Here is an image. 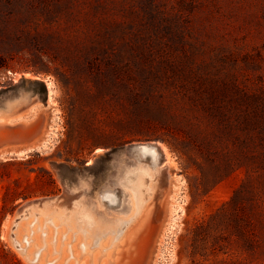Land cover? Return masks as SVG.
Here are the masks:
<instances>
[{"label":"rangeland","instance_id":"rangeland-1","mask_svg":"<svg viewBox=\"0 0 264 264\" xmlns=\"http://www.w3.org/2000/svg\"><path fill=\"white\" fill-rule=\"evenodd\" d=\"M210 84L264 97V0H0V112L23 110L0 122V264H264V229L251 249L226 229L194 242L245 167L203 191L161 138L181 145L165 123ZM150 140L169 150L158 163L122 150ZM145 168L146 203L127 179ZM261 172L250 188L264 204ZM121 181L125 201H103ZM57 198L59 216L32 212L13 230L27 206Z\"/></svg>","mask_w":264,"mask_h":264},{"label":"trees","instance_id":"trees-1","mask_svg":"<svg viewBox=\"0 0 264 264\" xmlns=\"http://www.w3.org/2000/svg\"><path fill=\"white\" fill-rule=\"evenodd\" d=\"M193 97L197 99L185 108L189 113L165 123L168 130L174 125L176 132L169 135L181 137V145L161 138L200 170L203 191L243 167L248 176L208 222L196 224L194 242L217 237L226 229L251 249L255 231L264 229V204L250 188L252 171L264 175V97L222 84L196 87Z\"/></svg>","mask_w":264,"mask_h":264},{"label":"bare ground","instance_id":"bare-ground-1","mask_svg":"<svg viewBox=\"0 0 264 264\" xmlns=\"http://www.w3.org/2000/svg\"><path fill=\"white\" fill-rule=\"evenodd\" d=\"M11 108V107H10ZM0 122H5V123H13L15 121H18L19 119H21L23 116L21 115H17L14 117H11V115H8L6 113L0 112ZM153 142H146L144 143V145L141 147V149L139 150V152H137L136 154H134V156L136 157V160L138 161L137 164H140L143 160L149 161V164L152 165L153 163H158V154L163 151H166L167 155L169 154V150L167 149L166 145L162 144L161 142H156L160 148H156V146L154 144H151ZM142 167V166H141ZM148 167V166H147ZM156 172L151 171L147 168H145V170L141 171V172H136V170L130 172L127 175V179H131L133 181L134 185V189L137 193V195L139 197H141L144 200V203H146V200L149 198L150 194H151V188L148 187L153 175ZM118 185V190L113 193V192H107L106 194H104L101 198L103 201H106L108 204H111L112 206H119L121 203H123V201H125L126 198V192H125V187L123 185V181L121 182H117ZM61 201H59V199H53V200H43L40 202H35L33 204H30L29 206H27L23 212L20 214L19 218L15 221V224L13 226V230L15 225H17L20 219L27 217L29 215H31V213L35 212L36 216H39V214H43V215H50L52 218L56 215L59 216V210H58V204ZM57 204V205H56ZM45 206L43 210H39L37 211V209L39 207ZM126 204H123L122 208H125ZM77 207L74 208L73 211H67L65 212V216H69L70 219H74L79 215V210H75ZM83 212V211H82ZM64 216V217H65ZM86 218H82L81 220L84 221L86 227L89 229L90 228V234H93L95 232H97V227L99 224H95L94 220L88 215L85 216ZM98 233V232H97ZM99 234V233H98ZM105 235V234H104ZM12 236H14V232L12 233ZM33 240V238L30 239V241ZM16 245L19 246V242L16 240L15 241ZM45 244H41L40 246H38L37 244L35 245L37 249H35V254L39 255V253L42 251V249L47 248L48 243L44 242ZM35 260V258L33 259V261ZM50 263V261L48 262ZM39 264V263H38Z\"/></svg>","mask_w":264,"mask_h":264},{"label":"water","instance_id":"water-1","mask_svg":"<svg viewBox=\"0 0 264 264\" xmlns=\"http://www.w3.org/2000/svg\"><path fill=\"white\" fill-rule=\"evenodd\" d=\"M22 112H23L22 109H16V108H14V106H11V108L9 107L8 111H6V112L4 111L3 113H6L8 115H11V117H14V116H17V115H21L22 116ZM158 141L161 142L160 140H150V141H145V142H134V143H130L127 146L123 147L122 150L127 155H134L137 152H139V150L141 149V147L146 142H153L151 144H154L156 146V148H160V146L156 143Z\"/></svg>","mask_w":264,"mask_h":264}]
</instances>
